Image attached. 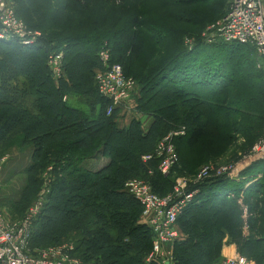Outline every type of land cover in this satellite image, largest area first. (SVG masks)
Instances as JSON below:
<instances>
[{
  "label": "trees",
  "instance_id": "16d2710c",
  "mask_svg": "<svg viewBox=\"0 0 264 264\" xmlns=\"http://www.w3.org/2000/svg\"><path fill=\"white\" fill-rule=\"evenodd\" d=\"M10 1L17 16L22 17L23 6L34 3ZM212 1L59 0L56 4L49 0L57 7L48 23L33 24L29 16L25 17L30 30L42 32L39 43L23 47L15 41H0V152L15 143L23 149L33 148L34 163L28 172L37 175L44 163L54 158L52 162L63 174L51 185V196L35 224L30 246L35 241L59 242L63 233L81 229L75 255L83 261L127 264L123 260L133 255L132 262L141 264L154 234L139 224L143 209L125 191L126 182L144 169L147 177H153V181L149 179L153 191L167 196L173 191L175 181L171 178L182 161L181 145H197L211 121L215 130L224 129L222 136L226 137L240 118L233 106L245 113L255 109L264 113V91L253 85L248 73L254 68L248 63L252 55L249 49L255 52L252 47L205 45L200 40L191 52L181 47L182 30L175 21L194 22L196 14L178 8ZM148 6L156 7L171 21L150 18ZM28 9L27 14L31 7ZM165 30L169 33H160ZM104 47L111 52L112 64L121 65L123 71L127 66L129 73L140 79L137 110L153 118L147 131L137 120L128 130L120 129L115 121L118 110L107 116L110 102L100 96L95 82L97 71L103 68L99 53ZM164 47H172L173 53L155 59L152 67L142 62L144 69H135L133 63L141 60L147 48L156 58ZM54 52H62L64 57V76L57 82L47 64ZM210 52L225 62L214 65ZM241 72L244 80L239 79ZM77 97H82L84 104L71 101ZM181 125L188 132L173 140L178 163L170 175L159 172L158 160L149 162L151 168L146 167L142 157L154 153L158 143ZM98 156L108 159L104 168L92 171L83 166ZM193 171L186 165L181 169L187 177L198 173ZM259 173L262 177L244 191ZM243 176L248 178L241 183L209 180L194 187L199 190L195 202L177 222L182 236L174 246L177 264H217L228 244L237 245L251 264H264V162L250 167ZM242 191L250 211V230L257 232L251 239H245L242 232L244 220L238 205ZM81 216L84 225L80 221L71 225ZM91 216L96 219L86 222ZM69 221V226L55 228L56 222Z\"/></svg>",
  "mask_w": 264,
  "mask_h": 264
},
{
  "label": "built area",
  "instance_id": "2783aa9c",
  "mask_svg": "<svg viewBox=\"0 0 264 264\" xmlns=\"http://www.w3.org/2000/svg\"><path fill=\"white\" fill-rule=\"evenodd\" d=\"M41 37V33L30 30L18 18L15 6L10 0H0V41H15L23 47H33L39 43ZM202 39L205 45L250 46L259 56L264 57V0H231L227 13L207 28L202 34ZM194 44L192 40L186 41L189 51H193ZM103 49L99 54L103 68L97 71L95 82L100 96L110 102L107 116H111L115 110L129 108L135 96L138 95V85L133 79L125 76L121 65L111 63V52L108 47ZM63 59L62 52L51 53L48 57V68L55 81H59L64 75ZM184 135V130L166 135L158 143L154 153L143 157V162L148 164L153 160H158L159 172L166 177L169 176L173 167L178 163L173 140ZM260 162H264V131L250 154L240 162L225 166L208 165L191 178H179L173 191L167 196L161 197L154 193L151 186L142 180L128 181L125 184V191L140 203L143 208L144 225L154 234L151 257L155 258L160 255L164 264H170L166 258L172 256L173 247L182 239L177 225L178 219L185 209L194 204L199 193V190L194 187L209 180L241 183L246 180L243 173ZM257 178L259 176L248 182L245 189L249 184L257 181ZM244 191L238 196V205L243 214V235L248 237L250 211L244 203ZM231 196L235 198L234 194ZM48 201L49 193H42L25 217L18 222L8 221L6 217L0 215V264H85L75 257L73 244L51 247L40 251L37 257L31 255L30 243L35 224ZM220 264L251 263L237 253L233 257L224 258Z\"/></svg>",
  "mask_w": 264,
  "mask_h": 264
},
{
  "label": "rangeland",
  "instance_id": "374dc122",
  "mask_svg": "<svg viewBox=\"0 0 264 264\" xmlns=\"http://www.w3.org/2000/svg\"><path fill=\"white\" fill-rule=\"evenodd\" d=\"M33 1L34 3H32L29 6L31 7V12L29 11V13L27 14L26 12L27 10H29L28 9L29 7L25 8L23 6L22 15L24 18L20 15L18 16V18L21 21H23V23L26 26H27L26 23L28 21L25 20V17L27 16L30 17V19L33 21V24H37V23L40 24L39 23L40 21L48 23L50 16L53 15V12L55 11L57 6H55L54 3L52 4L48 3L49 0H33ZM57 1L59 0H54L56 4L58 3ZM230 2L231 0H214L210 4H204V5L196 4V5H190L189 7H179L178 9L181 11H188L190 13H193L194 16L196 14V17H193L196 22L194 21V22H188L186 24H181L175 21L176 24L180 25L178 26V28L182 30V36L180 35L181 36L180 37L181 47L186 48L188 52H191L186 47L187 40H192L193 42H195L194 44L195 47L198 44L199 40L203 42L202 34L205 33L208 27L213 25L221 17H223V15L227 13ZM219 8H220V14H219ZM147 9H148L150 18L154 19L155 21L157 22L161 21L163 23L171 21V18L168 15H165V14L163 15L162 11H159L156 7L148 6ZM36 31L42 34L40 30L39 31L36 30ZM160 33H169V32L165 30V31H161ZM172 38H175V37L173 36ZM105 43L107 44V42ZM172 50H173L172 47L170 48L164 47L162 48V51L155 58L154 56L152 57V50L150 48H147L141 60L138 62H135V64L133 63V66L135 67L136 70H142L144 69L142 62H147V64H149V67H152L155 63V59L158 60L164 54L165 56H170L173 53ZM249 50L252 52V55H250L251 57H249L248 63L254 66V68L253 67L250 68L248 72L252 75V77L250 78V81H252L253 85L257 89L264 91V57L259 56L251 48ZM218 53H221V52L218 51ZM212 54L213 52H210L208 55L211 56ZM215 55L216 53L211 56L214 58V62H213L215 63L214 65L217 64L221 66V64L224 63L225 60L222 59V57H220L219 55H217L216 57ZM151 57L153 58V60ZM201 58L202 56H200V61L198 59L197 61L201 62L202 60ZM130 67L131 66H129V70H130ZM63 68H64V61H63ZM124 71H125V76L130 79H133L135 83L138 85V90H137L138 95H136L134 99L136 100V103H137L138 97L140 95L139 94V87H140L139 83H141V81L136 75H132L129 73V71L127 70V66H124ZM243 75H244V72L241 75H239L240 80H244ZM239 101L240 100H236V102L238 103ZM233 109L236 110L237 113H239L240 118L238 117L239 120H237L238 121L237 126H235V128H232V131H227L228 135L226 137L222 136L224 129H220L217 127L218 130L217 129L215 130V128L211 125L214 122L211 121L209 128L208 126L206 127L205 137L197 145L191 146V147H188V146L185 147L181 145L182 147L181 154H183L182 155L183 163L181 161V163L177 166L176 168L177 170L174 172V176L171 178L172 181H175L176 183V181L179 178H183V177L191 178V177H187L186 175H184V173L181 172V169L183 167L185 168V165L186 167H189L190 170L192 171L194 170L197 172L203 167L208 166V165L225 166V165H230L233 163H238L240 162V160H242L244 157L250 154L253 146L259 141V139L261 138L263 134L264 113H262L259 110L256 111V109L251 112L245 113L244 111H241L240 108H237L236 106H233ZM136 111L140 113L137 110V108H136ZM120 112L121 111L118 110L115 115L118 116ZM242 113H245V115L240 116V114ZM144 116L152 117L150 115H144ZM233 119L236 120L235 118ZM186 129L187 128L184 125L178 126L176 128L177 131L184 130L185 135H186V132H188V129L187 130ZM176 130H172L171 132L173 131L176 132ZM12 142H15V141H12ZM12 145L9 147L3 148L2 149L3 152H0V168H1L0 169V215H3L4 217H6L8 221L18 222V221H21L25 217L27 212H29L33 204L39 199V196L42 193L44 192L49 193V198H50L51 193H52L51 185L56 180L57 175L60 176L62 172L60 173L59 169L56 168L55 166V162H52L54 158L49 159L48 162L46 161L43 165V168L40 170V172L37 175H35V173L33 174L32 172H28L29 168L33 166L34 159L33 158L30 159V158L11 157L12 153L15 154V152H13L12 149L14 148V149H19L22 151V150H29L33 148L23 149V148H20L17 143H15V145L13 146ZM136 147H138V145ZM85 162L83 163V165L85 164ZM143 164L146 167L148 166L149 168H151L150 166L151 163L145 164L143 162ZM7 168L9 170H6ZM186 174L190 175L191 173H186ZM150 175H153V174L151 173ZM53 178H55L54 181H52ZM133 179L142 180L148 183L151 186L152 191H153L154 186H152L153 183H151L153 181V177H151L152 181L150 182L151 179L150 177H147L144 169H141L140 171L134 173L133 177L130 178V180H133ZM101 201L104 202V200H101ZM85 212L86 210H84V213ZM60 216H61V213L57 214L55 216L56 220H58ZM77 218H75V220L72 221V224L70 221L67 222L66 224L56 222L55 228L60 229L62 227H65V225L67 226H69L70 224L73 225L75 222L77 224L78 221H80V224L83 223L84 225V220L81 221L82 216L79 217L78 219ZM94 218L95 216H91L89 219L86 220V222H90L94 220ZM144 222L145 221H144L143 212H142L140 219H139V224H145ZM251 231L252 230H250L248 237H244V235L243 237L245 239L246 238L251 239V237H254V238L257 237V234H256L257 232L251 233ZM81 233H82L81 229L72 230L68 233H63V236L59 242L45 241L44 243H42V242L35 241L33 245L30 246V253L32 256L37 257L36 255L40 251L48 250L51 247H57V246L64 245V244H71V245L73 244L74 246H76L79 240L78 237L80 236ZM111 234H114V233H111ZM128 240L129 239H125L124 242L126 243L128 242ZM102 253H104V251ZM152 254H153V244H152L151 249L147 253L143 252V256H141V264H164L162 262V258L160 257V255L156 256L155 258L154 257L152 258L151 257ZM74 255H75V251H74ZM75 257L77 256L75 255ZM77 258L83 261L81 258L79 257ZM132 259H134V256L129 255L125 258V260H123V262L126 261L127 264H135V262H132ZM166 259L170 262V264H177V260L174 256V247L172 249V256H168V258ZM222 260L224 259L221 258V260L217 264H220ZM83 262L85 264H94V263H88L85 261Z\"/></svg>",
  "mask_w": 264,
  "mask_h": 264
},
{
  "label": "crops",
  "instance_id": "0c3cea01",
  "mask_svg": "<svg viewBox=\"0 0 264 264\" xmlns=\"http://www.w3.org/2000/svg\"><path fill=\"white\" fill-rule=\"evenodd\" d=\"M64 101H66V98L64 99ZM71 101L75 102V104H77V103H83L84 104V102H83L84 100L82 97L71 98ZM136 108H137V103H136V100H134L129 105L128 109L120 110L121 112L118 114L117 118L115 119L116 124L120 129L128 130L131 127L132 122L134 120L140 121L142 129L144 131H147L151 127V124L153 123V118L147 117V116H144V114L138 113L136 111ZM145 127H147V128H145ZM12 151L15 152V154L12 153L11 157L32 159L34 156V150L33 149L21 151L19 149L13 148ZM107 163H108L107 158H105L104 156H98L92 160H87L83 166L87 169L92 170V171H99L102 168H104L107 165ZM8 168L6 170H9ZM258 176H259V178H257V180L262 177L260 175V173L257 174V177ZM245 178L247 179L248 176H245ZM250 181H252V180H250ZM251 185L249 184L247 188H249ZM243 225H244V222H243ZM243 225H242V228H243ZM251 233H252V231H251ZM237 253H239V249H238L237 245H235V244L225 245L224 249H223V253H222V259L228 258V257H233Z\"/></svg>",
  "mask_w": 264,
  "mask_h": 264
}]
</instances>
